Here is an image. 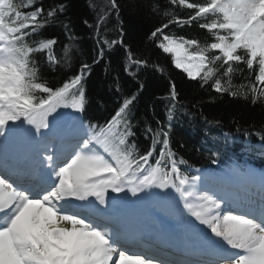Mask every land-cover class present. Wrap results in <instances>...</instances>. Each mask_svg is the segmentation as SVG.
Listing matches in <instances>:
<instances>
[{
  "label": "snow or ice",
  "instance_id": "6c2138e0",
  "mask_svg": "<svg viewBox=\"0 0 264 264\" xmlns=\"http://www.w3.org/2000/svg\"><path fill=\"white\" fill-rule=\"evenodd\" d=\"M88 2L95 21L83 23L93 30L96 55L73 71L78 38L62 0H0V264H264V182L256 192L245 191L239 211L226 210L222 191L205 185L203 174H191L171 147V122L180 107L174 81L162 98L166 120H157L155 128L144 124L150 143L143 149L133 139L142 82L131 95L121 94L104 123L84 120L85 81L106 50L122 49V71L133 79L148 68L166 74L162 64L124 42L121 25L117 38H109L106 23L112 13L119 20L118 0ZM150 7L163 22L148 40L171 57L175 69L202 89L264 107V0H165L162 13L161 5ZM56 25L68 39L59 52V39L44 35ZM193 25L205 31L203 42L168 31ZM45 68L72 74L65 72L54 86ZM245 68L247 82L234 84ZM116 82L120 92L119 77ZM255 135L264 147V125ZM220 183L233 181L223 177ZM129 194L133 204L153 196L168 201L190 226L198 248L173 257L130 254L116 219L106 214Z\"/></svg>",
  "mask_w": 264,
  "mask_h": 264
},
{
  "label": "trees",
  "instance_id": "16d2710c",
  "mask_svg": "<svg viewBox=\"0 0 264 264\" xmlns=\"http://www.w3.org/2000/svg\"><path fill=\"white\" fill-rule=\"evenodd\" d=\"M50 0H45L49 3ZM67 5L65 17L71 22V30L76 40L78 51L77 62L73 71L78 70L79 62L92 63L96 55L93 30L83 23L88 20L90 24L95 21V12L89 7L88 0H62ZM95 3H103L104 0H94ZM121 5L119 20L115 13L106 23L110 39L117 38L118 28L121 25L124 31V42L137 53L151 57V62L160 63L166 69V74L161 75L151 68L143 69L133 79L122 71L123 53L119 46L114 47L110 52L106 50L104 60L93 65L91 72L86 78L85 87L88 95V105L83 118L85 121L91 119L93 122L104 123L110 117L122 95H131L139 87L138 82L144 84L139 92L133 113L134 132L133 137L143 149L148 146L150 140L145 139L143 128L145 122L156 127V121L166 120V100L162 99L168 94L169 81H174L179 93V103L172 120L171 147L177 153V158L182 157L193 167H205L209 170H217L224 164L234 161L241 166L248 162L253 165H264V162L251 153L254 148L243 147L242 141L248 139L250 142H258L255 135L264 125V107L260 104L252 105L250 101L240 98H232L228 95H218L210 87L200 88L195 81H189L185 74L175 69L171 64V57L160 54L155 49L148 34L162 23L161 15L152 12L150 5H161L165 0H118ZM169 32L187 38H198L201 42L205 40V31L197 26L184 27L183 29L170 27ZM44 35H55L60 44L56 51L59 52L63 44L68 43L62 26H52L45 30ZM106 65L108 69L106 71ZM71 75L67 69L45 68L44 77L54 86L57 81L62 82L64 73ZM119 77L120 92L116 91V78ZM248 70L245 68L244 76L236 73L233 78L234 84L246 83ZM254 80V76L249 77ZM207 121H219L218 126L208 125ZM249 135L245 136V131ZM224 134H228L225 141ZM260 142V141H259ZM213 153H217L213 156ZM216 163H213V160ZM257 161V162H256ZM182 170L186 166H181ZM187 168V167H186ZM184 171V170H183Z\"/></svg>",
  "mask_w": 264,
  "mask_h": 264
},
{
  "label": "bare ground",
  "instance_id": "6f19581e",
  "mask_svg": "<svg viewBox=\"0 0 264 264\" xmlns=\"http://www.w3.org/2000/svg\"><path fill=\"white\" fill-rule=\"evenodd\" d=\"M232 181H233V183L227 187V190L229 191L228 193L231 194L234 198H231L230 196H226L225 208H226V210L227 209H233V210L239 211V209L241 207L245 206V204H246V202L242 199L245 191L256 192L259 189L261 183L264 182V177L260 173H254V172L249 171L248 172V179L241 178L239 182H237L234 179ZM202 182L205 185H207L208 187L216 188L215 185L210 183L209 179H207V178L203 179ZM222 194L227 195L226 193H223V192H222ZM238 197H240V198H238ZM152 205L154 208H156L158 210H162L165 213H170L174 216H179L176 213L174 206L171 205L168 201H166L164 199L154 200L152 202ZM142 206H144L143 203H142ZM144 219L145 218L142 215H139V220H144ZM151 257H153V256L151 255Z\"/></svg>",
  "mask_w": 264,
  "mask_h": 264
},
{
  "label": "rangeland",
  "instance_id": "374dc122",
  "mask_svg": "<svg viewBox=\"0 0 264 264\" xmlns=\"http://www.w3.org/2000/svg\"><path fill=\"white\" fill-rule=\"evenodd\" d=\"M61 111H71V110H63V109H61ZM227 177H230V178H232V180L234 179V180H236L237 182H239L235 177H234V175L232 174H230V175H227ZM247 177H248V171H246L245 172V174H244V179H247ZM218 178H223L222 176H218ZM130 195V194H129ZM130 197H131V195H130ZM152 198H154V200L155 199H160V197H156V196H153Z\"/></svg>",
  "mask_w": 264,
  "mask_h": 264
}]
</instances>
